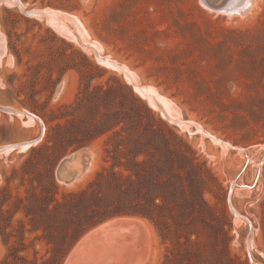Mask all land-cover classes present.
<instances>
[{"label": "rangeland", "instance_id": "rangeland-1", "mask_svg": "<svg viewBox=\"0 0 264 264\" xmlns=\"http://www.w3.org/2000/svg\"><path fill=\"white\" fill-rule=\"evenodd\" d=\"M18 1L24 11L49 8L78 18L83 37L166 97L172 117L198 124L232 148L182 131L149 108L121 73L98 64L45 20L0 3V106L42 123L0 112V147L33 141L43 127L36 145L0 156V264H100L112 257L114 264H264V0L230 17L200 0ZM121 84L158 121L148 133L128 126L136 113ZM124 118L122 135L150 144L136 162L145 158L163 170L153 176L137 166L131 190L123 181L127 172L111 166L112 158L127 162L126 148H115ZM79 150L83 177L60 184L58 163ZM112 174L134 205L147 206L152 192L164 197L155 200L152 221L115 216L99 222L127 204ZM93 180L87 196L71 195ZM120 218L139 227L137 242L123 237L135 230L110 229L75 259L70 255L85 234Z\"/></svg>", "mask_w": 264, "mask_h": 264}, {"label": "bare ground", "instance_id": "bare-ground-1", "mask_svg": "<svg viewBox=\"0 0 264 264\" xmlns=\"http://www.w3.org/2000/svg\"><path fill=\"white\" fill-rule=\"evenodd\" d=\"M200 1L205 3L208 0H200ZM209 1H212V0H209ZM221 1H225V0H217V3L221 2ZM0 3H4L6 6L18 7L19 10L25 9V5L21 4L18 0H0ZM253 3H254V0H242V2L240 4L236 5V3L234 4V0H228L226 5L230 9L227 10L228 8H226V9L221 10V13L220 12H218V13H220V14L223 13L224 15H227V17L228 16L230 17L232 15L234 16L236 14L239 16V14L240 15L245 14L244 12L248 8H250L253 5ZM205 4L209 8V10H212V8H210L208 2H206ZM203 7H204V5H203ZM247 11H249V10H247ZM26 12L29 13V17H33V18H36L38 20H42V19L45 20L46 23L51 28H53L57 34L65 37L66 39H68L74 43L76 42V44H78L85 52H87V54H93L95 56V60L97 61L98 64L121 73L124 76V79L126 80V82L132 87L133 91L147 103L149 108L158 112L163 119L168 120L169 122L173 123L174 125L179 127L182 131H187L190 134H193V133L199 134L200 138H204V137L208 138L214 145L219 146L220 149L228 151L229 148H232L229 144L220 141L216 137H214L211 134H209L208 132L204 131L198 124H195L192 121H185L181 117L180 118L179 117L178 118L172 117L169 114V112L166 108V105L164 103V99L166 97L160 95L158 93V91L157 92L152 91L154 87L152 88L151 86L140 85L136 75L133 72H131L125 65L118 64L115 61L111 60L108 56H104L102 54V51H100V53H99L96 49L97 45H95L93 40H90L89 35L87 34V35H84V37H83L82 33L84 31L86 32V30L84 29L82 24L79 22L78 18H76L75 16H71V15L56 11V10L49 9V8H45V9L35 8V9L29 10ZM1 39H2V36L0 34V41H1ZM96 44H98V43H96ZM99 46L100 45L98 44V47ZM173 105L174 104H172V106ZM4 108L5 107L0 106V112H4V110H1ZM7 109H8V112H5V113H7L9 115H16L20 118L25 117V119H27V120L38 123L35 120V116L29 112H26L29 115H24L23 110L10 109V108H7ZM42 129L43 128L41 127V130ZM4 147H7V146H2V147H0V149H2ZM260 148L262 150H264V146H260ZM237 150L241 151V149H237ZM24 151H26V150L23 149L20 152H24ZM9 153H10V150H0V156L1 155H8ZM81 157H83V158L85 157L83 150H80L79 152L71 154L69 157L62 159V160L66 159L67 161L60 168L56 167V170H55V176L57 178V181L60 184H63L65 186H70L72 184L75 185L77 182H79L81 180V178L84 175V168H85V164L84 165L82 164V168H80L79 159ZM62 160L58 164H60L62 162ZM259 161L260 160H258L257 163H259ZM69 179L71 180V182L68 184H65L64 183L65 180H69ZM233 214L235 215V218L238 220V223H240V221H241L240 216L235 212H233ZM124 219H129V218H120V219H115V220L106 222L105 224H102L99 227L88 232L76 244V246L74 247V249L72 250L70 255L74 256V259H75L76 254L78 252H80L85 247V245L88 243V241H90L93 237L99 235L100 233L107 231V230H110V229L111 230H119V229L135 230V233H129L130 231L129 232L123 231L124 235H125V236L123 235V237L127 238L128 240L133 239L134 243L137 242V240L139 239V236H140L139 227L137 225H135V223H133V222L132 223L125 222L126 220H124ZM146 230L148 231V228H146ZM101 237H102V235H101ZM104 237H105V235H104ZM121 240H123V239H121ZM149 240H150V238H149ZM147 241H148V239H147ZM119 242H121V241L119 240ZM124 242L125 241H122V244ZM126 242H125V244H127ZM125 246H128V245H124L123 247L125 248ZM252 246L253 245H252V242L250 239V248H252ZM118 247H120V245ZM116 252H118V250ZM135 256H137V255H135ZM72 259H73V257H72ZM87 259H90V258L87 257ZM115 259L116 258L112 257V259L110 258L109 260H106L105 263H100V264H114ZM77 261H78V259H77ZM143 263H140V264H143Z\"/></svg>", "mask_w": 264, "mask_h": 264}, {"label": "trees", "instance_id": "trees-1", "mask_svg": "<svg viewBox=\"0 0 264 264\" xmlns=\"http://www.w3.org/2000/svg\"><path fill=\"white\" fill-rule=\"evenodd\" d=\"M120 88L122 90L123 98L127 103L131 106V108L135 111L136 116L132 119V123L128 126H133L131 129H136L137 127H143V129L148 133L152 128L153 124H157L158 121L154 119L150 111L146 108V106L139 100L137 99L131 92L129 88H127L125 85L121 84ZM129 119V118H128ZM145 119V124L142 123V120ZM118 125H120V132L118 133V136H120V141L117 142L115 145V148H117L118 145H122L126 148V153L122 154V156L126 159V163H121L119 158L113 159L112 158V168L116 169L119 167H122L124 171L127 172V175L124 178V182L127 184V187L131 190V188L135 184V180L138 179V174L135 170V168L139 165L142 166H147L149 168V171L151 172V175L155 176V172L161 173L162 167H156L153 163L147 162L145 158L142 160L141 163H137L136 160L139 158L145 157V153L141 149V147H148L150 144L147 142L144 144H140L137 139L133 140L132 135L133 133L128 134L126 137L125 135L123 136L122 134L126 131V120L119 119L118 120ZM110 129L103 130L100 132L99 135H106ZM97 134L88 136L89 140L94 139ZM113 138L108 137V143L112 141ZM120 147V146H119ZM102 177L101 173H98L96 175V178ZM135 178V179H133ZM111 183L113 188L117 189V191L120 193V197L124 201L127 202V204L123 206H119L118 209L114 210L112 214H109V216H103L102 218L99 219V222H102L108 218L115 217V216H137V217H143L146 218L150 221L153 220V214H152V209L155 207L154 202L155 200H159L161 202L164 201V197L161 194H158L157 192H152L151 194H148L146 197V202L147 206H142L140 204L134 205L132 203V197L130 193H126L122 191L120 188V181L121 179H118L115 175H111ZM95 180L90 182L87 187L81 191L78 194H71L73 197H80V196H87V194L90 192V189L92 186L95 184ZM157 188L162 189L163 184H157ZM165 187V186H164ZM101 201V200H98ZM58 206H61V204H58ZM96 225V224H95ZM94 225H91L90 227H93Z\"/></svg>", "mask_w": 264, "mask_h": 264}, {"label": "water", "instance_id": "water-1", "mask_svg": "<svg viewBox=\"0 0 264 264\" xmlns=\"http://www.w3.org/2000/svg\"><path fill=\"white\" fill-rule=\"evenodd\" d=\"M206 2L209 3L210 8H212V10L215 11V12H221V10L228 8V6L226 5V3L228 2V0L221 1V2H219V3H217V0H212V1H209V0H208V1H206ZM206 2H205V3H206ZM229 9H230V8H228L227 10H229ZM20 10H21V9H20ZM21 11H22V13H24L26 16H29V13H28V12H26V11H24V10H21ZM1 110H4V112H8V109H7V108L1 109ZM23 113H24V115H29V114H27L25 111H24ZM35 120H36L37 122H39V123L42 125V123L40 122V120H39L36 116H35ZM42 128H43V127H42ZM42 132H43V129H42ZM42 132H41L40 136H39L37 139L33 140V141L23 142V143L13 144V145H7V147H4V148H2V149H0V150H10V153L13 152V151H18V152H20V151H22L23 149L27 150L28 148H30V147L36 145V144L40 141V139H41V137H42ZM79 151H80V150H79ZM79 151H75V152H73V153H71V154L77 153V152H79ZM66 161H67L66 159H65V160H62V162H61L60 164H58L57 167L60 168L61 166L64 165V163H65ZM55 178H56V176H55ZM56 180H57V178H56ZM70 182H71V180L69 179V180H65L64 183H65V184H68V183H70Z\"/></svg>", "mask_w": 264, "mask_h": 264}]
</instances>
